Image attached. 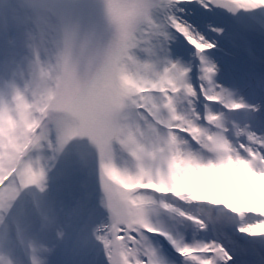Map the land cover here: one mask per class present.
Wrapping results in <instances>:
<instances>
[{
    "label": "snow or ice",
    "instance_id": "1",
    "mask_svg": "<svg viewBox=\"0 0 264 264\" xmlns=\"http://www.w3.org/2000/svg\"><path fill=\"white\" fill-rule=\"evenodd\" d=\"M33 6V38H54L41 71L66 85L71 57L100 76L59 135L36 134L17 88L22 142L0 88V243L30 242L34 264H264V0ZM74 148L84 206L66 229L63 177L53 190L48 176L71 168Z\"/></svg>",
    "mask_w": 264,
    "mask_h": 264
},
{
    "label": "clouds",
    "instance_id": "2",
    "mask_svg": "<svg viewBox=\"0 0 264 264\" xmlns=\"http://www.w3.org/2000/svg\"><path fill=\"white\" fill-rule=\"evenodd\" d=\"M33 3L34 0H0V88L5 93L4 104L11 110V117L17 121V127L11 135L21 142L25 122L16 108L17 88L31 105V117L39 123L36 134L53 128L59 135L63 128L73 124L67 106L86 103L90 92L98 85L100 76L99 67L77 66L75 59L71 57L60 62L62 70L67 69L73 73L66 85H58L54 74L52 77L48 75L46 67L41 71L51 54L54 38H50L48 42L33 38L44 23L42 13ZM6 77L12 79L10 88L4 84ZM7 121L6 114L5 127ZM58 123L61 128H57ZM9 143L7 136L0 139V152L3 153L4 146ZM41 155L40 152H30L26 160L38 163ZM83 206V202L77 197L73 210L62 208L67 217L64 222L66 229L72 226V213ZM0 264H34L32 244L28 241L21 242L19 239L0 243Z\"/></svg>",
    "mask_w": 264,
    "mask_h": 264
},
{
    "label": "rangeland",
    "instance_id": "3",
    "mask_svg": "<svg viewBox=\"0 0 264 264\" xmlns=\"http://www.w3.org/2000/svg\"><path fill=\"white\" fill-rule=\"evenodd\" d=\"M71 126H69V128H71ZM2 155H3V153L0 152V157H2ZM66 155L67 154H65L64 156H61V158H60L61 159V165H63V163L66 159ZM71 165H72L71 168H69L67 170H64L62 167L58 166V168L55 172L49 173L48 180H49V183H50L51 187L53 188V190H56L58 187L57 184L53 183V181L55 180V178L58 175L62 176L63 173H65L68 180L65 182H62V186H61L62 191L68 192V191H72L71 189L77 188V181L75 178V170L77 167V162H75L72 157H71Z\"/></svg>",
    "mask_w": 264,
    "mask_h": 264
},
{
    "label": "bare ground",
    "instance_id": "4",
    "mask_svg": "<svg viewBox=\"0 0 264 264\" xmlns=\"http://www.w3.org/2000/svg\"><path fill=\"white\" fill-rule=\"evenodd\" d=\"M73 191V194H71L70 192L68 193V196L72 198L71 202L73 203V207L75 208L76 206V198L79 197L78 192L79 189L78 187L75 189H71ZM61 200H63V197H61Z\"/></svg>",
    "mask_w": 264,
    "mask_h": 264
},
{
    "label": "water",
    "instance_id": "5",
    "mask_svg": "<svg viewBox=\"0 0 264 264\" xmlns=\"http://www.w3.org/2000/svg\"><path fill=\"white\" fill-rule=\"evenodd\" d=\"M74 140H77V138L74 136ZM74 150H75V152H83V151H81L79 148H74ZM84 153V152H83ZM85 154V153H84Z\"/></svg>",
    "mask_w": 264,
    "mask_h": 264
}]
</instances>
